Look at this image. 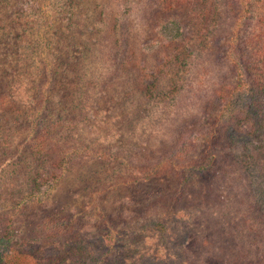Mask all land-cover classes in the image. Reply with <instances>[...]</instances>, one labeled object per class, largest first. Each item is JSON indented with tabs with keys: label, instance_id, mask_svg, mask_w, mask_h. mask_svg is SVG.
Segmentation results:
<instances>
[{
	"label": "rangeland",
	"instance_id": "1",
	"mask_svg": "<svg viewBox=\"0 0 264 264\" xmlns=\"http://www.w3.org/2000/svg\"><path fill=\"white\" fill-rule=\"evenodd\" d=\"M166 1L0 0L20 261L264 258V0Z\"/></svg>",
	"mask_w": 264,
	"mask_h": 264
},
{
	"label": "trees",
	"instance_id": "2",
	"mask_svg": "<svg viewBox=\"0 0 264 264\" xmlns=\"http://www.w3.org/2000/svg\"><path fill=\"white\" fill-rule=\"evenodd\" d=\"M166 0H164L165 2ZM190 0H175L176 3H181V2H188ZM166 3L171 4V1H166ZM262 36L264 37V31L262 32ZM261 56L262 59L261 61L264 62V44H262L261 48ZM264 84V82H263ZM40 140H38L37 145L40 144ZM245 160V157H244ZM262 162V161H261ZM251 166V168H250ZM250 166L247 167V171H252V169H254V167H258L259 165L256 163H251ZM260 168L264 169V167L262 165H260ZM45 181H47L45 179ZM51 184V183H50ZM49 184V186H50ZM45 192V190L43 191ZM41 192V193H43ZM41 195V194H40ZM38 197V196H37ZM37 197H34V199H36ZM41 197V196H39ZM16 227L13 226L12 224H4L2 227H0V264H28V262H23L20 261L21 256L19 255V252L17 253L14 249H12L10 242L12 239V234L14 233ZM264 258H256V262L257 264H260L261 261ZM251 263V261H250Z\"/></svg>",
	"mask_w": 264,
	"mask_h": 264
}]
</instances>
